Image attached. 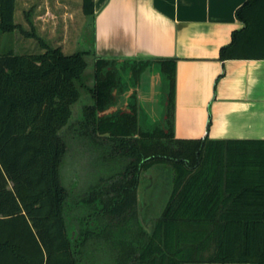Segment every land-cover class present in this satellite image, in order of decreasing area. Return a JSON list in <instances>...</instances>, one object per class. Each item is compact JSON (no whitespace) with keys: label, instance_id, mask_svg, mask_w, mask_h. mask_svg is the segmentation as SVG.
<instances>
[{"label":"trees","instance_id":"1","mask_svg":"<svg viewBox=\"0 0 264 264\" xmlns=\"http://www.w3.org/2000/svg\"><path fill=\"white\" fill-rule=\"evenodd\" d=\"M14 10L0 0L1 32L18 27ZM81 11L92 16L94 0ZM235 17L218 59H264V0ZM33 36L42 53H0V264H264V140L175 138L174 59H158L159 123L100 114L121 86L118 59L96 56L85 88L88 51ZM72 150L91 178L73 196L61 176Z\"/></svg>","mask_w":264,"mask_h":264},{"label":"crops","instance_id":"2","mask_svg":"<svg viewBox=\"0 0 264 264\" xmlns=\"http://www.w3.org/2000/svg\"><path fill=\"white\" fill-rule=\"evenodd\" d=\"M244 1L94 0L91 50L98 57L147 62L143 73L158 59H174L175 138L264 140V59H218L232 31L243 26L235 10ZM33 20L31 26L44 30L45 19ZM64 28L65 22L63 34ZM154 78L146 76L138 93L151 117L164 112Z\"/></svg>","mask_w":264,"mask_h":264},{"label":"rangeland","instance_id":"3","mask_svg":"<svg viewBox=\"0 0 264 264\" xmlns=\"http://www.w3.org/2000/svg\"><path fill=\"white\" fill-rule=\"evenodd\" d=\"M55 1H58L59 5ZM79 7V0H15L14 22L18 27L12 33L0 31V53L7 50H12L15 54L42 53L43 50L33 35L40 37L52 47H60L64 54L89 50L90 52L85 56L87 67L81 78V83L85 85V88H88L93 82L95 54L91 50L92 35L89 17L84 16ZM43 14L46 18L41 17ZM37 16L40 18L35 20ZM32 19L36 24L45 19L47 25L44 30H41L38 24L37 26H31L29 20ZM64 22L65 32L63 34L62 23ZM51 27H55L54 31H49ZM35 28L39 29V32L36 33ZM150 75L155 77L154 80L157 84V77L160 75L158 64L155 68L151 67L142 74L141 83L146 76ZM85 88L82 89L81 98L72 106L73 116L77 114L81 105L89 101ZM155 89L159 92L160 96L158 98L164 101L165 85L163 87L161 75L160 84H157ZM162 104L164 105L163 102ZM156 107L161 108V105L158 104ZM160 120L161 116H157L156 121ZM85 162L84 158L79 157L75 150L70 151L65 158L61 168V176L63 184L70 191L71 196L76 194V191L91 179Z\"/></svg>","mask_w":264,"mask_h":264},{"label":"flooded vegetation","instance_id":"4","mask_svg":"<svg viewBox=\"0 0 264 264\" xmlns=\"http://www.w3.org/2000/svg\"><path fill=\"white\" fill-rule=\"evenodd\" d=\"M87 51L90 52L89 50ZM95 57L96 56H94V60ZM142 62L143 61L140 60H124V62L121 59L116 60L115 67L118 70L121 86L118 90L114 91V104L108 107L100 114H107L116 110H134L141 126L150 128L151 126L159 123V121H156V117H151L148 115V113L145 112L144 105L142 102H140L141 100L138 98V93L142 88V74L145 67L147 66V64H144ZM147 175L146 177H148ZM150 182H152L151 178H145V182L142 184V187L147 186V184H150Z\"/></svg>","mask_w":264,"mask_h":264},{"label":"water","instance_id":"5","mask_svg":"<svg viewBox=\"0 0 264 264\" xmlns=\"http://www.w3.org/2000/svg\"><path fill=\"white\" fill-rule=\"evenodd\" d=\"M99 57H104V56H99ZM157 80H158V81H157V84H160V79L158 78ZM157 84H156V85H157ZM156 90H157V89H156ZM156 93H159L158 90L156 91Z\"/></svg>","mask_w":264,"mask_h":264}]
</instances>
